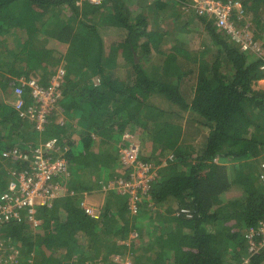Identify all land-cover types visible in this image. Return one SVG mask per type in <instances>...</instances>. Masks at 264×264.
<instances>
[{
  "label": "trees",
  "instance_id": "trees-1",
  "mask_svg": "<svg viewBox=\"0 0 264 264\" xmlns=\"http://www.w3.org/2000/svg\"><path fill=\"white\" fill-rule=\"evenodd\" d=\"M129 1L0 0V191L12 171L27 168L13 151L30 156L57 140L54 158L69 167L59 180L67 193L38 207L41 224L26 212L0 220V239L14 264H264V252L248 250L263 241L252 234L264 222V90L254 88L264 80V0H215L241 4L262 53L243 51L212 18L179 9L191 0ZM233 20L240 28L248 22ZM195 31L205 42L189 39ZM60 71L61 115L77 126L60 125L54 111L38 131L14 108L15 87ZM196 128L208 130L198 147ZM132 145L151 152L140 156L153 165L149 189L134 197L104 191L111 180L130 179L119 150Z\"/></svg>",
  "mask_w": 264,
  "mask_h": 264
},
{
  "label": "built area",
  "instance_id": "built-area-1",
  "mask_svg": "<svg viewBox=\"0 0 264 264\" xmlns=\"http://www.w3.org/2000/svg\"><path fill=\"white\" fill-rule=\"evenodd\" d=\"M100 1L96 0L94 3ZM184 7L190 8L189 5ZM191 7L198 16L215 20L218 26L229 34L232 42L237 44L243 51H252L253 44H257L248 36L247 30H244L249 29V24L246 23L245 28H240L233 20L234 14H237L239 21H249L245 18V12L241 4L215 0H194ZM61 73H58L55 80L48 87L42 86L33 78L21 79L19 87H15V84L11 83L15 87L14 94L17 97L14 108L19 112L22 119H29L34 123L38 131L46 129L54 111L59 114L63 112L60 106L63 83ZM26 88H29V91L25 98ZM63 124L64 122L60 123V125ZM52 151H62L57 140H50L41 144L30 156H23L19 151H13L12 156L23 158L27 168L12 171L13 178L8 183L6 190L0 195V220L2 222L18 221L21 219L22 212H26L30 223L34 227H38L41 224V221L36 217L38 207L47 206L51 208L56 199L67 193L68 189L61 185L59 180L64 176H69L68 162L62 157H56L55 159ZM120 153L122 164L131 173L129 175L130 179L111 180L103 185V190L130 194L133 197L139 191L145 193L149 189L150 180L153 178L152 174L150 175V169L153 165L144 163L140 159L141 153L137 145H132ZM63 181L65 180L63 179ZM83 204L88 214L94 218L99 217L100 214L96 208L87 203ZM132 207L133 213L136 215L138 213L136 204H133ZM255 234L263 237V241L258 244L255 241L250 242L248 250L251 256L264 252V222L259 225L258 232H253L252 237ZM136 237V234L131 236L132 239ZM8 248L4 246L3 240L0 239V264L15 263V257L8 253ZM248 262L249 260L246 261V263ZM124 264H132V262L127 260Z\"/></svg>",
  "mask_w": 264,
  "mask_h": 264
},
{
  "label": "rangeland",
  "instance_id": "rangeland-1",
  "mask_svg": "<svg viewBox=\"0 0 264 264\" xmlns=\"http://www.w3.org/2000/svg\"><path fill=\"white\" fill-rule=\"evenodd\" d=\"M90 1H92V2H95L96 0H90ZM161 1H168V0H161ZM170 1V0H169ZM175 1H180V0H175ZM130 2V1H129ZM192 3L194 4V0H191V3L189 4V6H190V8H192L191 7V5H192ZM195 6V5H194ZM133 7V6H132ZM185 8H187V7H184L183 5H179V9L180 10H183V11H188V8L187 9H185ZM173 9H177V8H173ZM171 10V9H170ZM169 10V11H170ZM193 10V9H192ZM191 10V11H192ZM153 11V10H152ZM156 13L158 14V15H160V17H161V19L160 20H157V19H155V20H157L158 21V24H161V25H164V28L168 31V29L169 30H171L172 29V27H171V25H168L169 24V19L168 18H166V20H163L162 19V17L164 18V14H165V12H162V11H159V10H156ZM177 13V12H176ZM174 14V13H173ZM153 15H154V13H153ZM178 15H181V14H178ZM155 16V15H154ZM156 18V17H155ZM181 20V19H180ZM182 22H184L183 20H181ZM164 22H166V23H164ZM164 23V24H163ZM247 24H249V27H250V23H249V21L247 22ZM247 24L244 26V28L247 26ZM244 30H247V34H248V36L250 37V38H252V34L251 33H249L248 32V29H244ZM243 31V30H242ZM108 33V35H109V40L110 41H113V40H116L117 38H118V35H119V33L117 32V31H115V30H110V31H108L107 32ZM190 37H189V39L190 40H193L194 41V44H199V43H201V42H205L204 41V39H203V37L201 36V34L199 33V32H193L191 35H189ZM258 44V45H257ZM256 45L255 44H253V50L254 49H256L257 51H259V48H260V50H261V53H262V49H261V43H257ZM171 48V46L169 45V43L167 44V45H163V50H166L167 52L169 51V49ZM118 69L119 70H122L123 72H124V74L126 73V70H127V68H125V67H122V62H121V64H119L118 65ZM54 71V70H53ZM42 78L43 77H39L38 79H37V81H38V83H40L42 86H44V83H46L47 81H43L42 80ZM189 81H190V79H188ZM192 81V80H191ZM50 82V81H49ZM52 82V81H51ZM193 83V81L190 83V84H192ZM183 87H185V86H183ZM186 88V87H185ZM254 88L256 89V90H264V81H260V82H258L255 86H254ZM169 105H170V102H168V101H166V100H161L160 102H159V104H158V106L160 107V109H164L165 111H170V109H169ZM176 110H177V108H176ZM173 111H175V108L173 109ZM61 115V114H60ZM59 115V118H56V120L59 122V123H61V122H72V123H74V127H76L77 125L75 124V122L72 120V119H69V118H67V116H64V115H61L60 116ZM78 129V128H77ZM191 135H193V139H194V145L195 146H201L202 145V143H203V141H204V139H205V137L207 136V133H208V130L206 129H202V130H200L199 131V129L197 130V128L196 129H191ZM190 138L192 139V136H190ZM139 149H140V153H142L143 151V153H144V156H149L150 155V153L151 152H148V148H145L144 146H139ZM119 151H122V150H119ZM103 183V182H102ZM3 191H0V194L2 193ZM96 196H97V198L99 199H97V203H100V200L102 201V203H103V201H104V198H105V195H101V194H96ZM86 201H87V199H84V198H82L81 199V202L82 203H86Z\"/></svg>",
  "mask_w": 264,
  "mask_h": 264
},
{
  "label": "crops",
  "instance_id": "crops-1",
  "mask_svg": "<svg viewBox=\"0 0 264 264\" xmlns=\"http://www.w3.org/2000/svg\"><path fill=\"white\" fill-rule=\"evenodd\" d=\"M139 1H140V3H142L143 6H150L151 3H153V0H139ZM128 4H129V6H137V5L139 4V2H138V0H130V3H128ZM182 11H183V10H182ZM180 19L183 20V21L185 22V21H187L189 18H187V17L181 15ZM262 81H264V80H262ZM190 83H191V81L186 80V81L184 82V85H182V86H185L186 88L188 87L189 90H191L190 88H191L192 84H190ZM185 87H183L184 90L186 89ZM166 101H167V100H166ZM26 150H27V149H24V151H26Z\"/></svg>",
  "mask_w": 264,
  "mask_h": 264
},
{
  "label": "clouds",
  "instance_id": "clouds-1",
  "mask_svg": "<svg viewBox=\"0 0 264 264\" xmlns=\"http://www.w3.org/2000/svg\"><path fill=\"white\" fill-rule=\"evenodd\" d=\"M60 72H62V71H60ZM60 74V73H59ZM62 74V73H61ZM58 74H56V75H53L50 79H49V81L47 82L49 85L55 80V77L57 76ZM35 79V80H37L39 77H31L30 79ZM52 81V82H51ZM44 87H46V86H44ZM63 83H62V99H63ZM14 96H15V94H14ZM61 99V100H62ZM17 100V97L15 96V98L11 101L12 102V104L14 105V102ZM60 119V118H59ZM56 122H58L57 120H56ZM59 123V122H58ZM60 124V123H59ZM49 141V140H48ZM46 142V141H45ZM41 143H44V142H41ZM5 191V190H4ZM3 191V192H4ZM2 192V193H3ZM1 195V194H0Z\"/></svg>",
  "mask_w": 264,
  "mask_h": 264
},
{
  "label": "water",
  "instance_id": "water-1",
  "mask_svg": "<svg viewBox=\"0 0 264 264\" xmlns=\"http://www.w3.org/2000/svg\"><path fill=\"white\" fill-rule=\"evenodd\" d=\"M137 59V61H139V59L138 58H136Z\"/></svg>",
  "mask_w": 264,
  "mask_h": 264
}]
</instances>
